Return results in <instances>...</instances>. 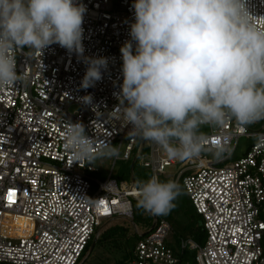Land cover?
Here are the masks:
<instances>
[{
  "label": "built area",
  "instance_id": "built-area-1",
  "mask_svg": "<svg viewBox=\"0 0 264 264\" xmlns=\"http://www.w3.org/2000/svg\"><path fill=\"white\" fill-rule=\"evenodd\" d=\"M84 56L107 57L108 69L94 87H80L87 70L83 59L58 44L17 57L21 82L0 90V264H81L104 223L134 221L136 183L106 181L95 160H76L65 143L69 122H82L99 150L118 145L124 161L133 159L140 138L132 125L109 118L119 104L121 47L131 39L134 0H81ZM258 24H264V0H251ZM135 47V42H133ZM91 94L92 105L80 98ZM209 144L197 159L165 158L159 146L138 159L152 174L179 168L178 184L186 190L198 216L203 244L188 239L172 245L173 226L155 215L153 228L138 242L129 264H264V134L241 128L227 118L222 128L205 125ZM243 139L248 146L232 162ZM216 141L228 148L224 158L208 161ZM94 183L98 185L94 193ZM179 244V245H178Z\"/></svg>",
  "mask_w": 264,
  "mask_h": 264
},
{
  "label": "clouds",
  "instance_id": "clouds-1",
  "mask_svg": "<svg viewBox=\"0 0 264 264\" xmlns=\"http://www.w3.org/2000/svg\"><path fill=\"white\" fill-rule=\"evenodd\" d=\"M132 8L131 39L120 49L119 104L109 113L132 125L129 136L185 161L206 150L203 126L222 128L229 117L241 128L264 121V24L251 0H134ZM87 11L81 0H0V90L21 82L17 57L26 48L42 59L54 44L87 65L82 89L101 81L109 60L84 56ZM80 101L98 108L91 94ZM254 139L264 144V134ZM65 143L78 161L119 154L114 145L94 150L82 122H69ZM209 150L222 159L228 148L216 141ZM137 184V206L157 216L167 215L181 194L178 182L156 174Z\"/></svg>",
  "mask_w": 264,
  "mask_h": 264
},
{
  "label": "rangeland",
  "instance_id": "rangeland-1",
  "mask_svg": "<svg viewBox=\"0 0 264 264\" xmlns=\"http://www.w3.org/2000/svg\"><path fill=\"white\" fill-rule=\"evenodd\" d=\"M253 129H254L253 131H255V132H260V131L264 130V128H260V129L253 128ZM200 131L206 135L210 134L208 128H201ZM127 143H125L124 148L122 149L120 156L95 160V165L101 171V173L99 175L95 174L94 179H96L98 181H106L107 179H109L111 173L113 172V178L115 180H117L119 183L128 182L129 184L132 185L134 183L137 184V181H146L147 179L150 178L151 175H153L151 170H148V169L141 166L140 161H138L135 170L133 167H132L133 168V170H132L131 169V163H129L130 161L122 160ZM247 146H248V140L243 139L241 142V145H240V150L238 151L237 155L233 158L232 162H234L240 158L242 151H244ZM115 147H117L119 149L118 145H116ZM206 158L208 161L220 160V159H215L213 157V155H206ZM180 166H181V164H178V166H176V167L169 168L166 172V175L160 176V179L165 180V181L166 180H175L176 182H178V175H179ZM137 186H138V184H137ZM98 189H99L98 185L94 183L93 192L97 193ZM180 191H181V194L174 201V205H175L174 208L167 215L160 216L161 218L167 220L173 226V229H174L173 236H172V245L173 246H176L175 242L181 241L182 239L186 240L189 238V234L187 232H185V229L191 223L197 221V224L199 223V225H200V222H202L201 218H200L201 220L198 217H197V219H194L192 214L190 213L193 210V208H192V203L190 201V198L188 196L185 197L186 198L185 202H181L178 200L184 192V187L182 184H180ZM137 202L138 201H133L134 208H135V215L134 216L137 219V223H138L137 226L139 228V230L137 229V231L142 232V233H147L154 226L153 225L150 228L149 225H147V222L151 218L153 220V224H154L155 215L148 212V211H145L143 208L138 207ZM114 219H116V218H114ZM114 219L109 220V221L104 223V225H105L104 231H106L113 224L115 225ZM135 231H136V229H135ZM106 258H107V260H106ZM85 262L83 261V264H85ZM103 263L114 264L115 261H114L112 255H110L109 253H105L103 251L96 250L94 253L89 255V260H87L86 264H103Z\"/></svg>",
  "mask_w": 264,
  "mask_h": 264
},
{
  "label": "trees",
  "instance_id": "trees-1",
  "mask_svg": "<svg viewBox=\"0 0 264 264\" xmlns=\"http://www.w3.org/2000/svg\"><path fill=\"white\" fill-rule=\"evenodd\" d=\"M249 129L252 131L254 130L253 128H264V121L257 122L253 125L248 126ZM264 131V130H263ZM148 142L143 141L142 139L139 140L138 147L134 153L133 159L130 160L129 163H131V169L135 170L137 163L139 161V157L142 154H145L149 151ZM136 162L135 166L134 163ZM133 167V168H132ZM186 196H188L186 190L184 189V192L182 196L178 199L181 202H185ZM189 197V196H188ZM191 201V200H190ZM192 203V202H191ZM193 210L190 212L193 216L194 219H197V217L200 219L198 214L196 213V210L192 204ZM115 220V225L113 224L110 226L106 231H104L105 225L103 226L99 237L94 238L91 243L89 244L82 260L81 264H83V261L85 264L87 263V260H89V255L94 253L96 250L98 251H103L105 253H109L112 255L115 263L114 264H129L134 257V250L138 244V242L141 240L142 236L144 233L138 232V223L137 219L134 216V221H130L125 218H116ZM201 220V219H200ZM201 224V222H200ZM147 225L151 228L153 224V220L150 218L149 221L147 222ZM136 229V231H135ZM201 227L199 223L197 224L196 222L191 223L186 229L185 232L189 234L188 239H192L199 244H203L205 240V236L202 235L201 232ZM186 239V240H188ZM185 240V239H183ZM94 241V242H93ZM97 242L95 249L93 250L94 243ZM179 243V241H178ZM179 245V244H178ZM107 260V258H106ZM105 262V261H104ZM105 264V263H103Z\"/></svg>",
  "mask_w": 264,
  "mask_h": 264
},
{
  "label": "water",
  "instance_id": "water-1",
  "mask_svg": "<svg viewBox=\"0 0 264 264\" xmlns=\"http://www.w3.org/2000/svg\"><path fill=\"white\" fill-rule=\"evenodd\" d=\"M136 162L134 163L135 166ZM97 242L94 243L93 249H95Z\"/></svg>",
  "mask_w": 264,
  "mask_h": 264
},
{
  "label": "crops",
  "instance_id": "crops-1",
  "mask_svg": "<svg viewBox=\"0 0 264 264\" xmlns=\"http://www.w3.org/2000/svg\"><path fill=\"white\" fill-rule=\"evenodd\" d=\"M122 183V182H121Z\"/></svg>",
  "mask_w": 264,
  "mask_h": 264
}]
</instances>
